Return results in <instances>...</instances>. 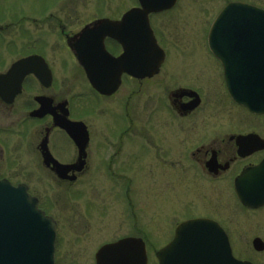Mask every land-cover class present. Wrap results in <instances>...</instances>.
I'll list each match as a JSON object with an SVG mask.
<instances>
[{"label": "flooded vegetation", "instance_id": "1", "mask_svg": "<svg viewBox=\"0 0 264 264\" xmlns=\"http://www.w3.org/2000/svg\"><path fill=\"white\" fill-rule=\"evenodd\" d=\"M64 1L44 4L41 14L38 13L40 18H34V22L41 25L56 19L57 36L64 49L55 42L49 44L45 34L35 36L32 28L23 24L29 18L27 12L19 11L14 16L3 11L0 16V175L14 185H26L38 199L39 207L55 219L56 264H62L66 253L71 252L75 256L70 264H98V253L105 245L128 239L131 240L127 249L131 253L137 252L139 256L145 246L148 264H159L158 252L177 237L180 225L194 218L218 222L225 229L238 259L264 264V199L261 201L258 194L248 192V178L242 181L240 189L246 191L245 199L250 205L242 201L237 189V181L243 173L264 162V141L257 143V139L252 138L240 152L239 137L253 133L264 140L263 119L249 113L259 120L257 126L227 132L225 127L210 125V95L218 93L230 107L246 110L230 98L221 62L211 53L218 63L216 81L211 85L207 74L200 81L192 74L162 75L173 51L164 43L155 24L157 19L178 14L183 18L216 19L229 3L257 4L251 0H215L214 3L131 0L122 11H113L109 9L111 0H104L105 10H98L99 16L72 29L60 12L48 9L54 5L59 7L66 3ZM132 10H135L132 17L137 19L130 22L134 26L128 25L125 35L134 40V31L144 29L138 26L139 20L148 18L163 49L162 62L160 52L152 49L134 48L130 55L128 45L123 46L108 31L95 29L92 34L83 35L86 29H94L99 20H120ZM5 16L11 21H3ZM14 26L22 41L19 36L13 38L3 33ZM115 32L123 34L117 29ZM87 65L91 79L115 89L100 91L92 85ZM155 65H158L156 69ZM190 68L196 71L205 67L192 65ZM226 125L236 127L233 122ZM173 149L180 153L172 154ZM176 155L183 158L182 164L191 176L183 183H166L173 192H179L180 185L186 194L182 199H175L180 212H173L179 210L174 208L166 221L170 227L169 239L157 243L159 238L144 227L136 197L141 199V186L146 177L151 183L156 180L151 170L150 174H145L148 159L154 158L153 173H159L164 163L169 169L174 166L170 156ZM13 158H21L23 162L15 163ZM16 164L24 168L17 169ZM169 169L165 172H174ZM134 175L139 176L140 185L138 181L135 183ZM101 186H105L107 197L112 194V198L103 195ZM222 187L232 194L234 207L229 210L238 211V218L234 215L228 218V208L218 206H215L216 214H193L192 208L210 206L206 199L208 191H222ZM96 194L101 195V206ZM111 201L123 205L129 212L123 222L127 232L113 239L94 240L92 245H83L77 252L75 248L71 250L70 245L78 238L85 240L87 233L95 236L98 230L107 227ZM74 214L80 218L81 225L88 224V215L96 221L92 226L79 229L72 219ZM252 216L258 218L254 223L259 233L249 241L253 252H247L244 243L249 237L245 235L251 233L246 232V226L253 229L249 224ZM237 226H242L246 233L233 234L231 228ZM68 231L69 237L66 236ZM258 240L262 248L256 246ZM112 256L106 255L108 259ZM254 256L261 257V262Z\"/></svg>", "mask_w": 264, "mask_h": 264}, {"label": "rangeland", "instance_id": "2", "mask_svg": "<svg viewBox=\"0 0 264 264\" xmlns=\"http://www.w3.org/2000/svg\"><path fill=\"white\" fill-rule=\"evenodd\" d=\"M55 1L56 0H0V16H2L1 14L3 11H9V14H13L14 16L15 14H18L17 12L19 11L27 12L26 16H28L29 18L26 19L23 24L26 27L32 28V31L34 32L35 36H41V34H43L44 36L45 34L46 37H49L46 40L49 44L55 42L57 44V47L60 46L61 49H64L65 46L62 45V42L59 41L57 36V29L55 25L56 19L44 25H41L39 22H34V18H40V14L44 4H55ZM103 1L104 0H65L64 2L66 3H64L63 5H60L59 7H56V5L49 6L48 9L60 12L59 14L63 17V21L68 25V27L70 25L72 29H77L79 28V26L81 27L85 22H88L94 17L99 16L97 14L98 10H105L104 6H102ZM130 1L131 0H111L112 8L110 7L109 9H112L113 11H122L125 7L128 6V2L131 3ZM199 1L204 3L215 2V0ZM251 1L261 7H264V0ZM3 21L11 20L5 16L3 18ZM211 21L212 19L210 18H183L182 16L179 17V14L178 16L170 15L165 18L155 20L159 35L162 36V40L164 41V43L168 45L169 48L173 51L171 52V56L168 60V63L165 65L163 71L161 72L162 75L192 74L193 76L195 75L196 80L200 81L207 74L209 76V85L213 84V81H216L215 77L217 75V71L215 67L218 63L214 60V57L211 55L206 42L208 34L207 32L209 30L208 24L210 25ZM3 33H6L8 36L10 35L13 38H17V36H19V40L22 41L21 36L18 35L19 31L17 29V26H14L10 30L3 31ZM179 50H182V54H179ZM192 65L204 66L205 68H196L195 71L190 68V66ZM211 90H213V87L210 89V91ZM208 122L210 125H214V127H225V132H227L229 129H251L260 123L259 120L253 118L243 109H237L232 106L230 107L223 100L222 96L220 97L218 93L210 95L208 105ZM231 122H233L236 127L233 125H226L227 123ZM179 153L180 152L178 150L173 149L172 154ZM178 156L179 155H176L174 157L170 156V161L174 164L175 167L173 166L171 169H169L170 166H165L164 163V167L159 168V173H157L156 171H154L153 173V170L155 169L153 162L155 161L154 158H149L145 166V174H150V172L152 171V174H156L155 177L157 181L153 177L154 182L151 183L146 177L145 180H143V184L141 186V199L138 200V198L136 197L137 201L140 204V215L141 217H143L145 224L144 227L149 230L154 237L159 238L157 240V243H164L167 242V240L169 239L170 227L166 224V221L170 218L171 212L174 210V208L179 210L173 212H180V207L178 205L175 206V199H182L183 197H185L186 194V192L182 190L180 185L179 192H173L172 189H170V187L166 183H171L170 181H172V185H174L175 182H177L178 184L179 182L183 183L187 179L189 180L191 176V173L188 168H186L182 164L183 158H178ZM27 157V155H24V158ZM13 161L15 162L22 160L21 158H13ZM16 168L21 169L24 167H21L16 164ZM168 169L174 172H165ZM133 178L135 180V183L136 181H138L140 185L139 176L134 175ZM100 188L104 190L105 194L103 195L107 197V190L105 189V186H101ZM222 188V191H218L219 189L215 191L211 190L212 192L208 191V193L206 194V199L208 200V205L210 206L207 208H200L198 210L196 208H192L193 214H205L209 212L216 214L218 212L216 211L215 206H218L219 208L223 209L228 208L227 210L229 213V209H233L234 207V204L232 203L233 196L228 192L226 187ZM174 193H177V195ZM107 198H112V194H108ZM62 199H64V197H62ZM96 199L100 203L98 205L101 206V195L96 194ZM63 202L68 203L67 201ZM211 206H214V208H211ZM66 207L68 206L64 205V208ZM111 207L112 209H110L107 216V227H102L96 232L95 236H92L90 232L87 233L85 236V240L78 238L75 244L70 245L71 250L75 248V251L77 252V250L83 245H88L90 243L92 245V242L94 240L95 242H100L107 239H113L114 237L120 236L127 232V226H125V223L123 222L128 217L129 212L124 208L123 205H115L113 201H111ZM232 215L238 218L240 216V213L238 211L231 210V212L228 214V218ZM252 217L253 220L249 224H252L253 229L249 225L246 226V232L252 234L245 235L249 237V240H247L246 238L244 243L247 252H253L251 247L249 246V241H251L254 234L259 233L257 232L258 229L254 223L258 218L254 216ZM87 218L88 224L86 225L88 226H92V224H94L96 221L93 216L88 215ZM72 219L76 222L79 229H84V227L86 226L80 224V218L77 216V214H74ZM227 222L231 223L230 221H228V219ZM242 226L231 228V232L233 234H235V232L243 233L244 230L242 231ZM246 232H244V234ZM66 236H71L69 231L66 232ZM65 256L66 257L62 260V264H70L75 255L73 254V252H71L68 253V255L66 253ZM254 258L258 259L260 262L262 260L261 257L254 256ZM82 259L80 258L79 260Z\"/></svg>", "mask_w": 264, "mask_h": 264}, {"label": "water", "instance_id": "3", "mask_svg": "<svg viewBox=\"0 0 264 264\" xmlns=\"http://www.w3.org/2000/svg\"><path fill=\"white\" fill-rule=\"evenodd\" d=\"M223 14L212 27L210 46L225 61L234 99L264 115V10L234 4ZM183 228L189 229V237L178 244L184 242L182 254L172 259L175 248H168L161 264H205L207 259L216 261L213 251L218 250L223 251L224 264H249L233 258L227 238L222 240L211 221L194 220ZM54 239L51 220L37 208L26 187L0 180V264H54ZM255 244L263 247L260 240Z\"/></svg>", "mask_w": 264, "mask_h": 264}]
</instances>
